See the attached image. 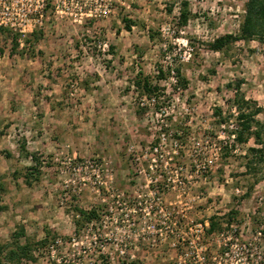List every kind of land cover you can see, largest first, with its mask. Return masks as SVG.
<instances>
[{
	"label": "rangeland",
	"instance_id": "1",
	"mask_svg": "<svg viewBox=\"0 0 264 264\" xmlns=\"http://www.w3.org/2000/svg\"><path fill=\"white\" fill-rule=\"evenodd\" d=\"M53 1L42 25H0V245L24 226L61 240L26 264H264V151H249L264 149V40L210 47L248 0H112L100 17ZM242 97L263 109L260 142L235 139ZM212 216L222 229L199 231Z\"/></svg>",
	"mask_w": 264,
	"mask_h": 264
},
{
	"label": "trees",
	"instance_id": "2",
	"mask_svg": "<svg viewBox=\"0 0 264 264\" xmlns=\"http://www.w3.org/2000/svg\"><path fill=\"white\" fill-rule=\"evenodd\" d=\"M189 12H188V2H184L183 10L180 13V20L182 25L188 23ZM127 21V29L131 30L132 24L130 20ZM18 34L12 36L13 48H18L20 46L18 42ZM36 36V33L33 34ZM258 39L264 40V0H248L246 2L245 15L243 22L241 24V30L238 35L226 34L224 36L216 38L211 44L210 47L215 51L222 50L225 46L230 45L237 40H245L249 42L250 40ZM4 53V49L0 46V60L1 56ZM162 70H160L161 72ZM177 80L179 85L186 87L187 82L183 78L181 79L180 69H176ZM143 72H139L138 77L136 78V85L140 90V93L143 95H154L156 94L160 86L157 83H153L149 77L142 76ZM163 75V74H162ZM164 77V76H162ZM241 81L235 85L228 84V87L235 90L236 95H239V89ZM243 104L249 106V111H244L243 107L239 106L240 110L237 115L238 129L236 130L235 139L239 143H246L250 137H254L257 141H261L262 137V127L259 121L256 120V116L263 112L262 108L253 107L249 102L245 100L244 97L241 98ZM253 107V108H252ZM221 112H219L220 114ZM228 118V117H227ZM227 118L223 121H227ZM255 126V129H254ZM25 145L22 146V152L24 153ZM250 152L257 153L263 152V148L251 147L249 148ZM31 157L34 161L39 162L35 154H31ZM30 169L37 170L36 167H31ZM29 174H26V179H29ZM6 190L5 184L0 181V211L7 209V206L1 204L2 193ZM237 212L232 210L229 212L226 217L228 218V223L231 224L233 220H236ZM99 216L97 210L92 209L90 211L80 210L78 218H76L75 223L78 229H80L86 222H92ZM217 216H212L210 218V226L207 228L208 233H215L220 231V223L216 222ZM56 235L50 230L46 231V234L43 238L37 239L35 237L29 236L24 228L20 226L17 228L11 235V240L6 244L0 245V264H26L28 262H33L37 259L36 253H40L43 249H48L56 241Z\"/></svg>",
	"mask_w": 264,
	"mask_h": 264
},
{
	"label": "built area",
	"instance_id": "3",
	"mask_svg": "<svg viewBox=\"0 0 264 264\" xmlns=\"http://www.w3.org/2000/svg\"><path fill=\"white\" fill-rule=\"evenodd\" d=\"M57 11H69L72 9L79 14H87L90 17L105 16L110 12L112 0H55L53 1ZM46 7V0H0V25L8 27L9 29L17 30L20 32H26L28 28H33L43 23V12ZM160 197H157V203L161 202ZM141 203V201H139ZM130 211L136 212V208H132ZM160 212H163V216H171L165 214L163 208H159ZM151 211H147L145 216H150ZM172 218H177L173 216ZM210 226V219L205 221L204 224H200L201 230L207 232V228ZM61 240H56L58 245ZM55 243L51 245V252L55 251ZM191 247V246H190ZM199 250L204 249L195 247ZM123 253V251H121ZM194 252H197L196 250ZM185 257H188V252H185ZM198 261L205 259L197 254ZM181 263V262H179Z\"/></svg>",
	"mask_w": 264,
	"mask_h": 264
}]
</instances>
